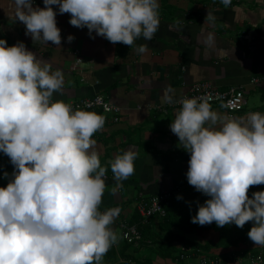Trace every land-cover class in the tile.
<instances>
[{"label": "clouds", "instance_id": "9594fccd", "mask_svg": "<svg viewBox=\"0 0 264 264\" xmlns=\"http://www.w3.org/2000/svg\"><path fill=\"white\" fill-rule=\"evenodd\" d=\"M11 2L14 21L25 26L32 42L57 46L53 5L90 37L94 30L128 47L141 37L150 41L160 25L158 0H43V8L34 7V0ZM220 2L228 7L232 0ZM207 17L214 19L210 12ZM135 51L143 54L147 45ZM63 84L62 71H53L23 42L9 46L0 38V152L14 166L12 179L0 187V264H101L118 240L110 226L120 209L99 211L107 168L92 137L105 118L53 100ZM171 91L164 89L165 103H173ZM179 103L169 127L190 154L189 185L209 197L191 222L238 228L252 222L248 238L264 247V190L247 195L264 184V114L238 120L220 116L202 97ZM136 156L130 146L108 162L117 181L134 174Z\"/></svg>", "mask_w": 264, "mask_h": 264}, {"label": "crops", "instance_id": "0c3cea01", "mask_svg": "<svg viewBox=\"0 0 264 264\" xmlns=\"http://www.w3.org/2000/svg\"><path fill=\"white\" fill-rule=\"evenodd\" d=\"M158 3V30L150 41L141 37L131 47L112 44L94 30L90 37L86 27L72 26L70 14L59 13L56 5L52 7L61 45L32 42L31 36L25 35V26L14 21L11 0H0V38L9 46L23 42L37 59L47 60L53 71H62L63 89L53 94V100L68 103L100 95L120 109L116 121L113 117L117 116L99 108L83 109L105 118L103 128L92 137L101 166L107 168L99 211L120 209L110 226L118 240L101 264H121L127 259L137 264H201L203 257L206 264H248L257 253L262 254L264 264V247L254 245L247 235L252 222L243 228L234 223L224 227L215 223L200 226L191 221L179 225L163 221L164 216H152L140 227L138 245H130L121 237V220L138 222L135 205L139 196L171 192L170 198L176 197L175 208L191 214L186 219L195 216L196 206L209 199L201 192L195 199L188 196L195 189L185 185L190 154L169 127L181 107L179 99L188 94L192 83L208 81L221 91L231 87L244 91L245 104L240 111L211 105L222 117L240 120L252 112L264 114V85L250 81L264 74V0H232L228 7L220 0ZM33 6L43 8V0H34ZM207 12L214 19L209 20ZM69 34L74 36L71 42L67 41ZM141 44L147 45L143 54L135 51ZM77 58L81 59L79 64ZM166 87L172 89L169 94L173 103L163 100ZM130 146L137 154L134 174L117 181L108 162ZM13 171L9 157L0 152V187L12 179ZM262 190L264 184L253 186L247 195L251 198L253 192ZM184 196L186 199H182ZM183 244L188 248L186 244L191 245V259L177 256L174 247L181 249ZM148 252L152 254L149 262L144 255Z\"/></svg>", "mask_w": 264, "mask_h": 264}, {"label": "built area", "instance_id": "2783aa9c", "mask_svg": "<svg viewBox=\"0 0 264 264\" xmlns=\"http://www.w3.org/2000/svg\"><path fill=\"white\" fill-rule=\"evenodd\" d=\"M78 61L80 59L77 58ZM82 80H84L82 78ZM251 82H257L264 85V74L259 77L251 78ZM185 97H197L206 99L210 105L218 104L227 111H240L244 104V91L240 88L231 87L228 90L221 91L215 88L208 81H197L192 83L187 95L179 99V101ZM178 101L177 104H180ZM67 104L71 105L73 110L80 109H91L99 108L104 113H111L114 116L113 120L118 119L120 112L119 107L106 101L102 96L95 95L93 97L80 98L75 101H70ZM189 185L188 181L185 183ZM172 195L171 192L164 191L158 195H151L148 198L139 196L140 198L136 202L135 210L138 214V222H130L126 219L120 221L119 226L121 228L122 239L130 245H138L141 240L140 226H142L150 217L154 215L165 216L166 205L169 202V198ZM181 252L178 254L180 259L188 258L191 259L190 248L183 247L180 249ZM263 257L261 253H257L253 257L249 258L248 264H261ZM211 262V261H210ZM215 261L211 262L214 263ZM207 260L204 257L201 259V264H206ZM121 264H132L131 259L124 260Z\"/></svg>", "mask_w": 264, "mask_h": 264}, {"label": "trees", "instance_id": "16d2710c", "mask_svg": "<svg viewBox=\"0 0 264 264\" xmlns=\"http://www.w3.org/2000/svg\"><path fill=\"white\" fill-rule=\"evenodd\" d=\"M196 189H192L189 193L188 196H190V198H197L198 197V192L199 191H195ZM182 199H186V197L184 196ZM166 208V214L165 216L162 218L163 221L167 222V223H173L175 222L176 224L182 225V224H189V222L191 221L190 218L186 219V217L191 216V214H188V212H183L181 213V211H183V208H181L179 211L177 208L174 207L173 203H169L165 206ZM198 207V206H196ZM154 216H159V215H154ZM139 219V218H138ZM149 220V219H148ZM169 225V224H168ZM141 227V226H140ZM168 230H170V226L168 227ZM171 236V235H170ZM172 237V236H171ZM170 237L169 239V243H172V238ZM190 249L192 248L191 246L189 247ZM195 248V247H194ZM181 252V251H180ZM179 252V253H180ZM178 253V254H179ZM178 256V255H177Z\"/></svg>", "mask_w": 264, "mask_h": 264}, {"label": "rangeland", "instance_id": "374dc122", "mask_svg": "<svg viewBox=\"0 0 264 264\" xmlns=\"http://www.w3.org/2000/svg\"><path fill=\"white\" fill-rule=\"evenodd\" d=\"M188 189H190V188H188ZM171 197H172V196H171ZM174 198H176V197H173V199L170 198L169 201H171V202L173 203L174 207H176V202H174ZM171 199H172L173 201H172ZM202 202H203V201H202ZM202 202H201V203H202ZM183 243H184V242H183ZM186 245L191 246V245H189V244H186ZM183 247H185V244L182 245V248H183ZM174 248H175V250L177 251V254L181 251L180 248H178V247H174ZM128 250L131 251V248L128 247ZM203 252H204V250H203ZM144 255H145V256H148L147 260H148V262H149V258L152 256V254L148 252L147 254H144ZM136 258H137V257H136ZM137 259H138V258H137ZM145 260H146V259H145ZM134 263H135V262L132 261V264H134ZM135 264H137V263H135Z\"/></svg>", "mask_w": 264, "mask_h": 264}]
</instances>
